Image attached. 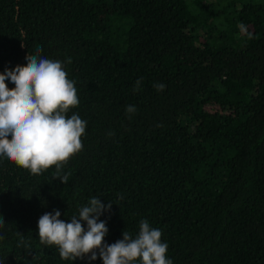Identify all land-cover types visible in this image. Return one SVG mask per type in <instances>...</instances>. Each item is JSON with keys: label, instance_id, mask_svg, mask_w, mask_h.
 Segmentation results:
<instances>
[{"label": "trees", "instance_id": "1", "mask_svg": "<svg viewBox=\"0 0 264 264\" xmlns=\"http://www.w3.org/2000/svg\"><path fill=\"white\" fill-rule=\"evenodd\" d=\"M37 48L75 81L83 149L66 184L0 158V264H103L38 237L94 196L108 244L146 219L173 264H264V0H0V72Z\"/></svg>", "mask_w": 264, "mask_h": 264}, {"label": "clouds", "instance_id": "2", "mask_svg": "<svg viewBox=\"0 0 264 264\" xmlns=\"http://www.w3.org/2000/svg\"><path fill=\"white\" fill-rule=\"evenodd\" d=\"M41 51L37 48L35 55L28 54L25 65L0 72V158L32 175L54 168L53 178L66 184L71 173H64L63 168L82 151L81 137L87 121L75 113L68 115L80 103L75 81L68 78L62 61L43 58L39 55ZM6 80L14 87L9 88ZM140 86L138 79L134 91ZM154 87L159 92L166 86L156 83ZM125 111L131 115L137 109L128 105ZM111 205L91 197L70 222L59 218V210L44 213L38 220L40 244L55 246L62 260L87 256L91 261L99 255L103 264H173L167 257L168 245L161 240V230L150 227L146 219L140 221L135 238L124 231L122 239L106 243L108 228L99 217ZM81 221L86 222V229ZM4 223L0 216V227Z\"/></svg>", "mask_w": 264, "mask_h": 264}]
</instances>
